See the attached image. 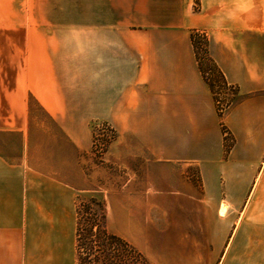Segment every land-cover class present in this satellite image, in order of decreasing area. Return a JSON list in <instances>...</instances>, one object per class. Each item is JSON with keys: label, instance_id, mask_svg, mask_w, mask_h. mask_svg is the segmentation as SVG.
<instances>
[{"label": "crops", "instance_id": "1", "mask_svg": "<svg viewBox=\"0 0 264 264\" xmlns=\"http://www.w3.org/2000/svg\"><path fill=\"white\" fill-rule=\"evenodd\" d=\"M84 18L0 40V264H79L95 121L112 153L150 163L148 191L133 171L107 195L114 234L155 264H264V0H85ZM192 31L239 89L223 117Z\"/></svg>", "mask_w": 264, "mask_h": 264}, {"label": "rangeland", "instance_id": "2", "mask_svg": "<svg viewBox=\"0 0 264 264\" xmlns=\"http://www.w3.org/2000/svg\"><path fill=\"white\" fill-rule=\"evenodd\" d=\"M84 2L85 0H0V40H5V38L12 34L17 39V42H21V31L17 30L22 27L68 28L84 25ZM198 6L199 3L196 1L195 8H198ZM80 7L82 9H79ZM77 8L81 12H78ZM82 14L83 16L81 17ZM28 37L30 38V42H34L36 41L37 35L31 33ZM201 56L203 57L204 67L208 73V77L216 80L215 73L211 72L210 69L212 67L206 62L205 53L202 51ZM232 97L233 92L231 90H224L219 97L221 106L225 107L227 101ZM92 128L93 149L83 158V166L88 177L89 188L79 194L77 208L79 204H88L93 206V210H99V206L92 205V201L96 199L98 202L104 203L107 216V195L117 193L118 189L125 185V182L127 184L131 181L133 171L137 172L135 187L139 191H148L149 184L152 181L149 178L150 163H145V158L137 163L123 161L116 152L112 153L111 151L112 144L117 138L116 131L109 124L99 121L93 122ZM224 131L227 135L228 132L225 128ZM231 138L229 135V139ZM146 157L148 156L146 155ZM190 172L196 174L195 169L191 168ZM85 218L86 215L83 214V223ZM253 218L254 227L252 228V233L255 235H264V210L253 211ZM107 228L111 233L119 231V228L113 224L108 225L107 223ZM249 230L250 228L247 233H250ZM243 233H246L245 229ZM124 240L137 250L139 249L138 251L143 253L151 263L155 264L144 242L141 245L131 236H125Z\"/></svg>", "mask_w": 264, "mask_h": 264}, {"label": "trees", "instance_id": "3", "mask_svg": "<svg viewBox=\"0 0 264 264\" xmlns=\"http://www.w3.org/2000/svg\"><path fill=\"white\" fill-rule=\"evenodd\" d=\"M191 41L199 68L214 95L219 115L223 117L232 106L241 101L239 89L227 82L224 74L210 56L207 35L199 31H192ZM201 51L205 53L206 62L212 67L213 70H210L215 73L216 80L208 77ZM224 90H231L233 92V97L227 101L225 107L221 106L219 99ZM233 143V138L229 139V134H227L225 136V149L227 153L230 151ZM94 204L99 206V210H93V206L88 204H79L77 208V256L79 264H153L143 253L126 240L108 230L104 203L94 199L92 205ZM83 214L86 215L84 223Z\"/></svg>", "mask_w": 264, "mask_h": 264}]
</instances>
